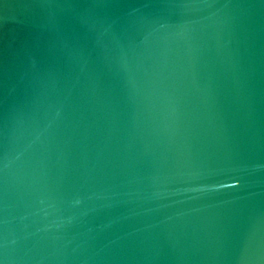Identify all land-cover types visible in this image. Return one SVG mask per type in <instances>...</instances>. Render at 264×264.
<instances>
[{
	"label": "water",
	"instance_id": "obj_1",
	"mask_svg": "<svg viewBox=\"0 0 264 264\" xmlns=\"http://www.w3.org/2000/svg\"><path fill=\"white\" fill-rule=\"evenodd\" d=\"M0 264H264V0H0Z\"/></svg>",
	"mask_w": 264,
	"mask_h": 264
}]
</instances>
